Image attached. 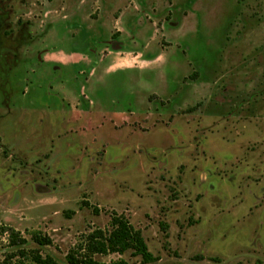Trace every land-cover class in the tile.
Here are the masks:
<instances>
[{"label":"rangeland","instance_id":"obj_1","mask_svg":"<svg viewBox=\"0 0 264 264\" xmlns=\"http://www.w3.org/2000/svg\"><path fill=\"white\" fill-rule=\"evenodd\" d=\"M3 5L10 29L28 30L9 102L0 87L1 223L30 248L34 232L51 237L40 250L60 264L114 215L142 232L156 260L96 256L106 263L264 264V0ZM59 51L94 63L39 62L47 52L74 60ZM99 55L129 70L105 74ZM68 75L96 103L91 126L36 87ZM26 87L38 109L27 108ZM11 251L0 237V264Z\"/></svg>","mask_w":264,"mask_h":264},{"label":"trees","instance_id":"obj_2","mask_svg":"<svg viewBox=\"0 0 264 264\" xmlns=\"http://www.w3.org/2000/svg\"><path fill=\"white\" fill-rule=\"evenodd\" d=\"M0 237L5 238L12 249L5 259L6 264H60L52 256L41 252L40 248L53 244L52 238L41 232L32 234L34 248L29 247L30 241L20 231L1 222ZM129 251L140 256L145 263L156 260L149 252L142 232L136 230L124 216L114 215L109 231L96 229L88 233L77 246L70 249L65 259L66 264H129L122 259L106 263L96 258L97 255H124Z\"/></svg>","mask_w":264,"mask_h":264},{"label":"crops","instance_id":"obj_3","mask_svg":"<svg viewBox=\"0 0 264 264\" xmlns=\"http://www.w3.org/2000/svg\"><path fill=\"white\" fill-rule=\"evenodd\" d=\"M135 10H136V7H135ZM118 25H119V20L115 19L113 27L116 28V27H118ZM120 32H122V31H120ZM59 52H61L62 54H65L66 57L74 59V60H67V61L62 62L59 59L52 57V54H55L54 52L53 53L47 52V53L41 54V55L38 54L39 55L38 56L39 62L42 63L43 65L61 67L63 69H67V70L68 69L74 70L76 67H79L81 65L92 66L94 63L92 58L89 56H85L82 54L78 55V53H71L70 55H68L66 53H63L62 51H59ZM73 56H78V57L75 59V57H73ZM106 61H108L109 64L107 66H105V69H104L105 74L113 73V72H116L119 70H129V68L128 69L123 68V69H117V70L113 71V69H112L113 68V65H112L113 62L110 61L108 57H101L100 55H99V59L97 61V64H103ZM139 70H141V69H139ZM34 73L35 72H29L28 77H31L32 74H34ZM96 76H97V68L93 67L92 70L90 71V75H89L90 81L92 80V78H94ZM70 78L71 77L69 75L65 76V80H63V81L58 80L55 82H51V83H53L52 85H46L45 87H44V84L40 82L36 85V87H39L40 89L46 88V89H48L47 91H49L51 94L57 95L61 99V101L64 103L63 104L64 108L65 107L68 108L70 110V112L73 114L74 119L82 120L83 117H85L87 119V122H88L87 124L91 126L94 123V117L92 116V113L94 112V109L96 108V103L92 102L90 100L87 88H85L83 86L80 88H76L74 85H72V82H71L72 79L70 80ZM31 92H32L31 89H29L28 87H26L25 91H23V97L27 101L26 106H27V108L38 109L36 103L33 100L29 99ZM73 101H75L77 106H75L72 103ZM47 110L50 111L52 109L48 108Z\"/></svg>","mask_w":264,"mask_h":264},{"label":"flooded vegetation","instance_id":"obj_4","mask_svg":"<svg viewBox=\"0 0 264 264\" xmlns=\"http://www.w3.org/2000/svg\"><path fill=\"white\" fill-rule=\"evenodd\" d=\"M1 8L5 9L3 5V0H0V58L4 60L5 70L4 75L0 76V87L4 91L6 102L11 100L13 97V92L10 93V73L12 67L19 64V49L26 42V33L28 29L25 27L19 28L17 32H13L10 29V26L7 24V21L10 18V15L5 11L3 14ZM3 9V10H4ZM4 50L8 52L4 53Z\"/></svg>","mask_w":264,"mask_h":264}]
</instances>
